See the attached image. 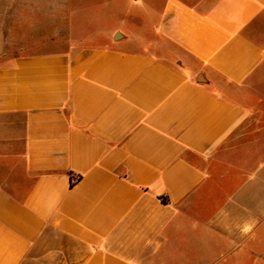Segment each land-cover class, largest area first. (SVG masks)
<instances>
[{
  "label": "crops",
  "instance_id": "obj_1",
  "mask_svg": "<svg viewBox=\"0 0 264 264\" xmlns=\"http://www.w3.org/2000/svg\"><path fill=\"white\" fill-rule=\"evenodd\" d=\"M73 17L0 0V264H51L53 234L75 264H171L198 237L263 258L264 0Z\"/></svg>",
  "mask_w": 264,
  "mask_h": 264
},
{
  "label": "rangeland",
  "instance_id": "obj_2",
  "mask_svg": "<svg viewBox=\"0 0 264 264\" xmlns=\"http://www.w3.org/2000/svg\"><path fill=\"white\" fill-rule=\"evenodd\" d=\"M99 0H70L71 4V13L74 26V32L77 35H81L79 33L84 32L85 34L93 29H108L110 24L97 23L96 22V5ZM126 5L120 6V8L116 9L119 13L120 21L123 22L122 26L125 27L126 23H128V19L126 17ZM123 8V9H122ZM111 7L108 6H100L99 7V15L102 17L109 18L111 15ZM105 20V19H104ZM85 28V29H82ZM82 29V30H81ZM107 37L108 34H107ZM117 36H113L111 38V42H114V39ZM106 42V37H96L92 40H89L87 43H92L96 45H100ZM218 238V237H217ZM192 243L193 249H189V252L193 251L197 257L195 258H179L171 264H264L263 258H251L245 253L231 252L229 253L225 248L222 242H214L207 244L202 240V238L198 237L193 240ZM51 247L55 253L53 260H51V264H75V255L72 250H69V247L65 245L64 239L58 234H53L51 239ZM240 255L245 256L244 258H238ZM41 257H28L24 261V264H47L42 261Z\"/></svg>",
  "mask_w": 264,
  "mask_h": 264
},
{
  "label": "trees",
  "instance_id": "obj_3",
  "mask_svg": "<svg viewBox=\"0 0 264 264\" xmlns=\"http://www.w3.org/2000/svg\"><path fill=\"white\" fill-rule=\"evenodd\" d=\"M77 179H78L77 177H75V176L72 175V184H74Z\"/></svg>",
  "mask_w": 264,
  "mask_h": 264
},
{
  "label": "water",
  "instance_id": "obj_4",
  "mask_svg": "<svg viewBox=\"0 0 264 264\" xmlns=\"http://www.w3.org/2000/svg\"><path fill=\"white\" fill-rule=\"evenodd\" d=\"M118 36H119V35H118ZM118 36H117V37H118Z\"/></svg>",
  "mask_w": 264,
  "mask_h": 264
}]
</instances>
